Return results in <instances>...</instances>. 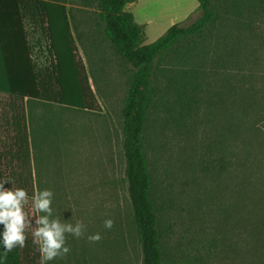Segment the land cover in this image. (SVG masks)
<instances>
[{"label": "trees", "instance_id": "obj_1", "mask_svg": "<svg viewBox=\"0 0 264 264\" xmlns=\"http://www.w3.org/2000/svg\"><path fill=\"white\" fill-rule=\"evenodd\" d=\"M134 2L0 0V40L13 48L1 54L0 94L9 97L0 100V178H14L12 187L25 188L30 197L42 190L33 167L34 115L28 116L27 108L96 111L73 37L71 11L81 4L96 11L109 42L132 70L123 156L142 264H165L163 207L147 141L159 109L172 114L181 133L206 125L212 184L221 189L224 239H243L249 252L264 260V159L250 151L251 145L264 151V0H198L196 19L172 26L150 45L145 27L126 10ZM38 31L41 38L34 43ZM74 80L80 83L76 99L70 97ZM66 243L69 254L51 264H94L86 258V243L68 238Z\"/></svg>", "mask_w": 264, "mask_h": 264}, {"label": "rangeland", "instance_id": "obj_2", "mask_svg": "<svg viewBox=\"0 0 264 264\" xmlns=\"http://www.w3.org/2000/svg\"><path fill=\"white\" fill-rule=\"evenodd\" d=\"M134 1L126 10L145 27V45L159 40L172 26L199 16L198 0ZM71 17L74 41L97 99L96 111L59 107V114H54L50 107L43 109L47 145L39 149L35 142L37 183L39 189L60 194L54 195L52 204L58 219L83 224L84 237L68 235V239L87 240V235L100 233L102 239H114L123 247L125 261L137 257L142 264L123 156V110L131 67L109 42L95 10L77 4ZM40 63H45L43 58ZM79 84L74 83L73 99ZM157 116L147 141L158 201L164 208L165 264H264L243 239H224L221 189L212 184L206 125L201 122L195 131L181 133L172 114L159 109ZM250 147L252 157L264 159V151ZM26 211L35 215L31 201ZM106 219L113 220L111 230L104 228ZM33 231L26 230L28 239H33Z\"/></svg>", "mask_w": 264, "mask_h": 264}, {"label": "clouds", "instance_id": "obj_3", "mask_svg": "<svg viewBox=\"0 0 264 264\" xmlns=\"http://www.w3.org/2000/svg\"><path fill=\"white\" fill-rule=\"evenodd\" d=\"M14 178H0V264H4L7 254L13 249L25 247L26 230L34 228L32 243L37 246L40 264H51L57 257L66 256L70 252L66 239L84 237V226L80 222L72 224L55 216L52 207L54 193L49 189L37 190L29 196L23 187L13 188ZM10 185V188H5ZM31 201L35 215H29L26 206ZM113 220L106 219L104 228L111 230ZM92 243L99 242L100 233L87 235Z\"/></svg>", "mask_w": 264, "mask_h": 264}, {"label": "crops", "instance_id": "obj_4", "mask_svg": "<svg viewBox=\"0 0 264 264\" xmlns=\"http://www.w3.org/2000/svg\"><path fill=\"white\" fill-rule=\"evenodd\" d=\"M41 38V32L38 31L33 36L34 43ZM11 44H5L0 40V85L4 82V76L2 74L1 68L3 67V59L1 58V54L3 51H10L12 50ZM8 95L0 94V100L8 98ZM64 108V107H61ZM66 109V108H65ZM33 112L27 108L28 116L33 113V121L30 127V134H31V146L33 148V156L35 159L34 154V147L35 142H37V147L41 149L43 146L47 145L43 143L45 139V133L43 127L45 125V119L42 118L40 115L43 112V109L40 107H34L31 109ZM50 113L59 114V106H53L50 108ZM35 177L37 179V172L35 173ZM38 182V179H37ZM38 185V184H37ZM80 242L86 243L88 247V252L86 254V258L94 261V264H139L138 258L135 257L133 261H128L130 258L125 261V253H123L124 249L116 250V245L114 243V239H101L97 243H92L88 240L84 239H76ZM118 248H123L122 246ZM114 254H119L115 257ZM112 257V258H111ZM4 264H40V254L37 251V246L32 243V239H27L25 243V247L23 248H16L13 249L12 252L7 254V257L4 261Z\"/></svg>", "mask_w": 264, "mask_h": 264}]
</instances>
